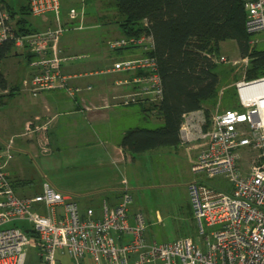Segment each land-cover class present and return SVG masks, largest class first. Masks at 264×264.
Instances as JSON below:
<instances>
[{
	"label": "built area",
	"instance_id": "obj_1",
	"mask_svg": "<svg viewBox=\"0 0 264 264\" xmlns=\"http://www.w3.org/2000/svg\"><path fill=\"white\" fill-rule=\"evenodd\" d=\"M80 2L79 9H68V19L62 22L60 0H26L31 16L53 13V19L40 31L21 33L16 27L17 15L0 1V45L11 43L15 53L26 51L33 57L30 90L60 88L75 98L82 88L72 80L121 72L125 76L114 84L129 88L122 104L159 102L162 80L158 61L149 54L154 41L148 33L108 40L111 51L137 49L140 53L135 56L90 70H63V62L82 57L64 55L60 46L67 29L84 27L83 0ZM244 7L246 30L264 32V0H245ZM208 56L215 62H230L224 54ZM247 61V56H241L233 63ZM234 87L235 107L213 112L202 105L181 115L179 143L202 145L191 171L223 176L230 185L222 189L202 177L188 183L192 216L199 228L196 238L149 239L144 214L129 212L132 195L124 177L118 201L112 208L103 201L99 217L91 208L81 211L75 200L47 181L40 192L19 196L4 171L13 157L15 138L0 139V264H25L29 247L38 257L35 264H61L58 251L68 253L77 264L85 253L95 264H264V74L237 79ZM7 92L6 86H0V95ZM50 121L51 117L36 115L25 121L20 134L33 136L41 154L50 151ZM215 224L219 228L202 236L204 225Z\"/></svg>",
	"mask_w": 264,
	"mask_h": 264
},
{
	"label": "rangeland",
	"instance_id": "obj_2",
	"mask_svg": "<svg viewBox=\"0 0 264 264\" xmlns=\"http://www.w3.org/2000/svg\"><path fill=\"white\" fill-rule=\"evenodd\" d=\"M10 1V0H6ZM23 4L26 0H16ZM108 0H86L85 9L88 15V20L92 26L86 29H67L61 37L62 44L66 46L69 53L74 55H81L80 58H75L72 61H80L84 57L90 55L91 57L97 52L105 56L104 61H108L111 57L118 56V58L132 57L140 53L137 49H123L122 51H111L107 42L113 37H117L120 32L116 23L112 22L115 17L114 7ZM80 0H60V17L61 21H67V11L70 7L80 8ZM19 5V4H17ZM28 21L32 26L44 25V18L49 21L53 19V13H46L44 16H27ZM46 20V21H48ZM47 23V22H46ZM71 23L69 25H73ZM37 31V30H35ZM40 31V30H38ZM257 43L264 47V32H256L253 35ZM219 54L226 55L229 63H221L217 70L219 73V82L216 88L215 95L206 101L205 107L213 112L222 111L227 107L236 105V93L234 92L235 78L239 77L240 71L243 69L242 62H235L233 60L239 59V54L236 42L233 39H228L220 42ZM28 55V54H27ZM107 55V56H106ZM216 56V55H215ZM26 54H14L3 58L0 61V71L7 74L9 83L12 86L17 85L21 90L16 94H10L0 98V126L9 122V127L0 130L1 134H7L10 130L11 116L13 114L21 115L24 110H21V103L25 98H31L27 92L30 84L31 67L28 64ZM107 57V58H106ZM102 61L101 64H105ZM235 75L237 77H235ZM250 79V78H248ZM235 80V81H234ZM24 84L25 88L24 89ZM14 89V88H13ZM135 105V109L139 106ZM146 117V116H145ZM140 126L154 128L160 125V122L146 117L145 120L140 121ZM12 127V126H11ZM163 147V146H162ZM159 148L150 150L139 157V162L134 163V170L131 176L130 192L133 196V208H139L150 216L151 220H155V215L158 213L161 220L153 222L147 226V236L156 241L173 240L179 237L188 236L196 238L199 234V228L196 220L192 216L190 207L187 185L195 177H202L206 183L211 185H218L222 189H229V181L223 176L207 177L203 173H193L191 171V163L189 159L182 155L173 153H160ZM63 153V152H61ZM46 156L32 157L25 155L29 166L28 179L24 183L25 193L31 194L41 188L44 181L54 182L58 185L55 187L63 192H67L72 196H79L82 192L80 189L82 183L81 179L84 168L77 161L73 165L66 161L63 154L56 159L55 154ZM129 185V184H128ZM71 189H78L77 191ZM20 196L21 191H16ZM219 228V225L205 226V235L210 231ZM57 257L61 264H77L68 253L57 252ZM38 261L35 249L29 247L27 249V258L25 264H35ZM80 264H95L93 258L85 253L78 259Z\"/></svg>",
	"mask_w": 264,
	"mask_h": 264
},
{
	"label": "crops",
	"instance_id": "obj_3",
	"mask_svg": "<svg viewBox=\"0 0 264 264\" xmlns=\"http://www.w3.org/2000/svg\"><path fill=\"white\" fill-rule=\"evenodd\" d=\"M10 2H12V7L15 9L21 5L16 0H10ZM85 2L86 0H83L85 11L84 29L94 25L90 24L91 22L88 20L89 14L86 13ZM43 20L44 22L42 21V23L44 25L33 26L37 31L44 29L51 23V20L49 21L47 18ZM60 46L64 55L75 54L69 53L66 46L62 44L61 38ZM21 53L26 54L29 64L30 59H33V57L26 51L17 52L15 55ZM104 59L105 56L96 52L92 57L89 55L88 58L84 57L80 61H78L79 59L77 61H65L62 67L66 72L90 70L109 66L114 60L118 59V56L115 55V57H111L108 61H104ZM102 61L105 64H101ZM3 75L7 81L6 88L8 92L0 95L1 99L7 96L10 91L16 94L21 90L17 85L12 86L9 83L7 74L3 73ZM123 76H125L124 73L115 72L74 79L72 83L78 84L82 88L75 98L69 97L60 88L32 92L30 87H28L27 92L32 97L19 101L22 102L21 110H24L23 114H13L11 116L12 127L10 126L9 132L7 134H1L0 132V139H8L11 136L15 138L13 157L4 166V171L10 179L15 192L21 191L22 194L20 196H31L40 192L42 188L41 184V188L38 191L26 194L24 187V181L28 179L29 175L28 170H26L29 166H27L28 161L25 155L32 157L46 156L40 153L33 136L20 135L25 121L36 115L51 117L48 128L50 151L47 155L55 154L57 159L63 154L67 162L73 165V163L76 164L79 161L80 165L84 168V172L82 173L83 178L81 179L82 183H80L81 188H78L81 190L79 192L82 193L78 197L57 189L55 187L58 185L56 182H54L55 185L53 186L75 200L81 211L91 208L94 211V215L99 217L103 201L112 208L118 201L121 188L120 181L123 177L131 188L130 183L134 163L139 162L138 159L143 154L151 151L148 150L132 155L120 146L121 138L130 128H149L139 125L140 121L145 120L146 117L152 118L160 122V124H162V118L151 109L152 101L141 100L128 105L121 103L122 96L127 93L129 88L115 85L114 80ZM87 86H90V88H87ZM24 89L26 90L25 84ZM135 105H138L139 109H135ZM8 124L9 122L0 126V130L7 128V126L9 127ZM201 146L200 143L195 142L183 145L178 143L173 146H160L159 152H174L176 155H182L189 159V162L192 164ZM48 183L52 185L51 182ZM78 189L71 190L77 191ZM132 203L129 209L130 213L136 210L141 211L139 208H133ZM141 212L144 214L147 226L161 220L158 213L155 215V220L152 221L149 215L146 216L143 211ZM148 238L152 239L151 237Z\"/></svg>",
	"mask_w": 264,
	"mask_h": 264
},
{
	"label": "trees",
	"instance_id": "obj_4",
	"mask_svg": "<svg viewBox=\"0 0 264 264\" xmlns=\"http://www.w3.org/2000/svg\"><path fill=\"white\" fill-rule=\"evenodd\" d=\"M2 1L12 15H17L18 32L36 30L28 21L27 3L15 9L12 2ZM108 1L115 9L116 18L112 22L117 24L120 36L143 32L152 36L154 49L149 54L156 57L162 80V98L151 104L162 124L154 128H130L121 138L120 146L132 155L180 142L178 128L182 113L205 106L216 93L217 67L221 62L213 61L208 55H218L220 42L233 39L239 54L248 58L235 80L264 74V47L245 28V0ZM123 49L127 48L117 51ZM14 54L11 43L0 45V61ZM6 84L0 71V86Z\"/></svg>",
	"mask_w": 264,
	"mask_h": 264
}]
</instances>
